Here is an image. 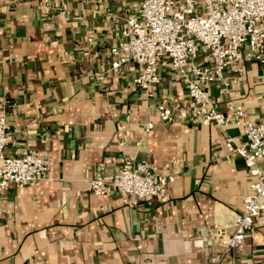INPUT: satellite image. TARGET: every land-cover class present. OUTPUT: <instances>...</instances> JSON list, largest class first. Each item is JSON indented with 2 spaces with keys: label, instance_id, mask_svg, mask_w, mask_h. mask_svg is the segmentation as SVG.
<instances>
[{
  "label": "crops",
  "instance_id": "0c3cea01",
  "mask_svg": "<svg viewBox=\"0 0 264 264\" xmlns=\"http://www.w3.org/2000/svg\"><path fill=\"white\" fill-rule=\"evenodd\" d=\"M136 6L0 0V116L11 125L4 152L36 150L51 164L37 186L0 188V264H208L221 251L216 230L235 229L252 176L223 139L243 143V128L193 119L188 82L165 57L161 82L150 90L134 82L137 62L111 69L108 51ZM209 61L202 50L194 64ZM225 78L228 86L208 87L217 107L234 101L259 118L264 60L245 56ZM160 103L174 107L171 122L161 121ZM148 121L154 128L146 135ZM130 157L149 159L157 177H176L168 202L152 197L130 206L116 189L92 192L98 166L115 173ZM256 226L244 250L222 264H264V215Z\"/></svg>",
  "mask_w": 264,
  "mask_h": 264
},
{
  "label": "built area",
  "instance_id": "2783aa9c",
  "mask_svg": "<svg viewBox=\"0 0 264 264\" xmlns=\"http://www.w3.org/2000/svg\"><path fill=\"white\" fill-rule=\"evenodd\" d=\"M136 9L122 27L119 39L108 54L111 69H119L129 61L142 66L134 82L150 90L161 82L160 60H170L174 71L188 82V112L203 124L215 123L222 129L229 125L243 128L246 140L236 144L233 137L223 140L230 153L238 154L252 176L251 191L236 216L233 231L218 228L216 237L221 251L209 258L208 264H222L227 255L242 252L247 234L258 232L256 219L264 215V112L252 118L234 101L224 109L217 107L216 99L208 91L211 84H230L225 78L231 63L241 62L245 56L256 61L264 60V0H133ZM49 0H46L48 5ZM205 50L210 61L202 65L194 62ZM242 71V69H240ZM102 86L104 73L97 74ZM162 122L174 118V107L160 103L157 107ZM154 128L148 121L144 127L147 135ZM10 122L0 116V188L12 183L18 187L37 186L50 172V160L31 150L23 156H7L4 152L9 142ZM220 141V140H219ZM141 141L136 142L140 146ZM121 146L125 142L120 143ZM156 167L149 159L130 157L115 173H106L98 166L91 180V190L96 195L116 189L123 201L135 206L145 198L159 197L165 203L170 199L169 185L174 175L156 176ZM2 212L0 208V213Z\"/></svg>",
  "mask_w": 264,
  "mask_h": 264
}]
</instances>
